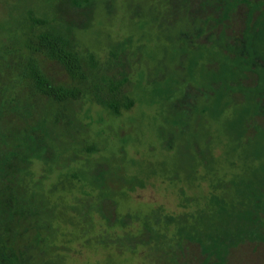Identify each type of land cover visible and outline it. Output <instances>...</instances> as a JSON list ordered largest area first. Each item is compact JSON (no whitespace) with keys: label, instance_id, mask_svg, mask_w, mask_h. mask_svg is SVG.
<instances>
[{"label":"rangeland","instance_id":"1","mask_svg":"<svg viewBox=\"0 0 264 264\" xmlns=\"http://www.w3.org/2000/svg\"><path fill=\"white\" fill-rule=\"evenodd\" d=\"M240 2L179 29L162 0H0V174L14 134L30 153L0 199V264L207 263L209 238L264 264V235L238 245L236 215L264 196V0ZM44 32L80 59L73 100L28 87L31 64L72 84L32 51ZM118 61L113 108L98 91Z\"/></svg>","mask_w":264,"mask_h":264},{"label":"trees","instance_id":"2","mask_svg":"<svg viewBox=\"0 0 264 264\" xmlns=\"http://www.w3.org/2000/svg\"><path fill=\"white\" fill-rule=\"evenodd\" d=\"M162 3L169 10V14L166 15L167 18L179 29L187 26L188 23L195 25L196 20L201 23L204 16L224 14L226 11L228 16H233V13L241 5L240 0H162ZM233 21L229 20L232 23V28L235 25V21L234 23ZM32 51L56 64L72 84L70 87L54 84L46 80L35 65L31 64L25 73L26 82L30 90L39 96L58 103L75 99L78 93L74 84L79 83L84 75L80 59L72 52L69 40L59 34L40 33L32 45ZM124 74V63L118 61L117 69L112 74L111 86H104L98 91L99 99L102 103L116 108L123 101L122 94L125 92L126 85L120 82ZM11 138L20 139L23 142V147L15 150L14 155L4 163V172L0 174L1 200H4L5 196L9 194L8 190L11 188L14 177L21 171L20 167L23 163L24 155L30 154L28 152V141L24 139L22 132L19 131ZM3 159H6L5 156ZM253 189L260 196L261 187L254 185ZM263 208L264 196L259 198V202L253 203V205L241 210L236 215V220L243 225L241 228L243 234L238 245L244 247V249L247 245L253 244L254 241L264 235V229L262 228ZM199 248L200 253L207 257V263L201 261L198 264H219L221 262L233 264V256L229 261V254L234 249L231 242L209 238L205 244H200ZM236 263L238 262L234 264Z\"/></svg>","mask_w":264,"mask_h":264}]
</instances>
